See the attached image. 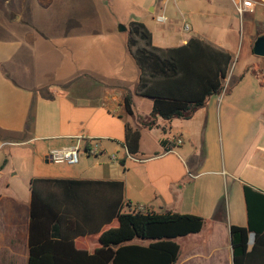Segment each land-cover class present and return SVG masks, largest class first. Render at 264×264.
I'll list each match as a JSON object with an SVG mask.
<instances>
[{
  "label": "crops",
  "instance_id": "1",
  "mask_svg": "<svg viewBox=\"0 0 264 264\" xmlns=\"http://www.w3.org/2000/svg\"><path fill=\"white\" fill-rule=\"evenodd\" d=\"M245 1L252 12L240 11ZM132 22L145 24L157 47L199 38L235 61L263 34L264 0H0V264H27L35 178L124 181L133 206L206 219L200 234L179 240L178 264H234L231 229L248 226L244 186L264 192V83L248 71L264 58L253 52L261 60L249 55L234 64L225 90L190 120L160 119L159 127L144 128L153 102L136 95L140 70L128 30H120ZM127 95L133 116L124 108ZM127 124L141 129L136 157L125 147ZM174 138L183 144H172ZM79 139L80 166L65 177L14 167L40 157L53 164L51 150ZM96 143L101 152L90 154L87 146ZM17 179L28 197L15 191ZM254 240L252 234L250 250ZM76 243L97 248L95 238Z\"/></svg>",
  "mask_w": 264,
  "mask_h": 264
},
{
  "label": "trees",
  "instance_id": "2",
  "mask_svg": "<svg viewBox=\"0 0 264 264\" xmlns=\"http://www.w3.org/2000/svg\"><path fill=\"white\" fill-rule=\"evenodd\" d=\"M128 48L140 70L136 95L153 102L150 117L141 120L148 129L159 127L160 119L190 120L225 90L234 65L230 53L199 38L177 48L157 47L140 22L128 26ZM258 68L248 71L263 84L264 69L257 74ZM124 108L134 115L130 95ZM141 138L140 128L126 125L130 156L140 154ZM120 163L125 165V159ZM31 194L27 264H178L179 240L200 234L207 223L195 215L133 206L125 182L118 180L35 178ZM244 195L248 226L231 229L234 264H264V192L246 184ZM84 238L97 240L93 252L77 247L76 241Z\"/></svg>",
  "mask_w": 264,
  "mask_h": 264
},
{
  "label": "rangeland",
  "instance_id": "3",
  "mask_svg": "<svg viewBox=\"0 0 264 264\" xmlns=\"http://www.w3.org/2000/svg\"><path fill=\"white\" fill-rule=\"evenodd\" d=\"M262 30L264 31V27H262ZM242 31H243V28H242ZM247 31V30H246ZM253 52L252 51H247V46L245 45V47L243 48L242 51L239 52V55L236 57L235 59V65L236 64H239V67L243 64V62L248 59V56L251 55L253 59L255 60H261V59H258L256 57H253L254 55L252 54ZM260 62L258 65V70H257V74H260L262 71H261V68L264 69V65H263V62L261 61H258ZM9 150V149H8ZM7 150V151H8ZM83 163H81V166H82ZM78 166L80 165H67V164H64V165H58V164H46V159L45 158H37L35 160V163L34 165L30 162V161H26V163L24 162H18L17 160L14 162V167H17L19 168V170L21 171L22 174H28V173H31V172H34L35 175H41V176H44V177H57V176H60V177H65V176H61L63 175L64 173H68V172H72V171H76L78 169ZM15 184H14V188H15V191L21 196V197H28V188L27 186L22 182L20 181V179H17L14 181ZM118 224L116 223L115 226H117Z\"/></svg>",
  "mask_w": 264,
  "mask_h": 264
},
{
  "label": "built area",
  "instance_id": "4",
  "mask_svg": "<svg viewBox=\"0 0 264 264\" xmlns=\"http://www.w3.org/2000/svg\"><path fill=\"white\" fill-rule=\"evenodd\" d=\"M254 4L250 1H245L243 6L240 7V11L243 12L245 10L253 11ZM158 22L167 23L168 19L165 16H160L158 18ZM82 139H79L78 143L74 146L62 149H54L51 150L48 154V160L53 164L58 165H78L81 159V155L83 153V148L81 147ZM170 142L174 145H182L183 141L181 139H171ZM90 154H99L101 152V144L96 143L92 148L90 147ZM113 161H118L117 157L113 158Z\"/></svg>",
  "mask_w": 264,
  "mask_h": 264
},
{
  "label": "water",
  "instance_id": "5",
  "mask_svg": "<svg viewBox=\"0 0 264 264\" xmlns=\"http://www.w3.org/2000/svg\"><path fill=\"white\" fill-rule=\"evenodd\" d=\"M120 30L125 32L128 29L125 26H120ZM253 52L255 56L259 58H264V34L258 36L253 47Z\"/></svg>",
  "mask_w": 264,
  "mask_h": 264
}]
</instances>
